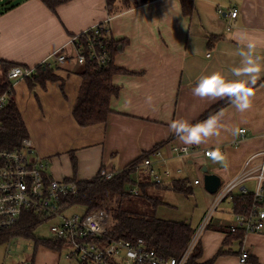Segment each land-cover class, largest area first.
<instances>
[{"label":"crops","instance_id":"1","mask_svg":"<svg viewBox=\"0 0 264 264\" xmlns=\"http://www.w3.org/2000/svg\"><path fill=\"white\" fill-rule=\"evenodd\" d=\"M17 2L0 13V61L36 67L53 53L61 52L67 58L55 66L53 80L8 79L27 137L38 156L47 162V177L81 181L95 177L100 169L121 172L142 154L158 149L162 158L158 171L167 169L171 174L162 178L160 185L150 183L144 192L167 205L163 194L173 191L172 180L186 181L187 194L195 189L202 200L194 222H189L194 232L213 200L203 189L200 168L206 167L224 185L247 160L253 168L262 162L264 0H193L189 15L182 14L179 0H151L113 15H108L105 0H68L56 6L54 12L40 0H16L4 6ZM232 7L238 10L234 19L226 15ZM98 23L106 27L109 38L117 44L110 80L118 91L109 100L110 112L104 122L79 126L72 110L82 81V66L73 60L75 50L70 38ZM248 43L255 45L253 55L259 57L261 67L248 110L238 111L231 101L218 107L227 97L213 100L193 96L198 80L213 72L223 73L228 80L240 79L232 76L231 69L240 65V51L247 50ZM209 117H215L219 135L190 145L200 152L177 156L172 148L184 144L169 124L182 119L194 125ZM240 128L245 130V137L235 145ZM204 149L219 156H205ZM190 171H194L190 173L192 180L187 175ZM138 176L134 177L137 185L145 178ZM197 179L201 182L194 184ZM255 184L256 179L249 178L232 195L238 196L241 187L251 195ZM140 194L139 189L137 196ZM223 201L227 204L216 207L199 234L201 252L197 262L239 264L241 250L245 249V264H264V228L258 233H228L227 226L236 210L232 198ZM62 249L36 244L27 259L32 264H61ZM37 252L46 258L35 261ZM63 258V264H68ZM111 264L125 263L118 256Z\"/></svg>","mask_w":264,"mask_h":264},{"label":"built area","instance_id":"2","mask_svg":"<svg viewBox=\"0 0 264 264\" xmlns=\"http://www.w3.org/2000/svg\"><path fill=\"white\" fill-rule=\"evenodd\" d=\"M237 11V8L232 7L227 14L224 13L234 19ZM217 13L221 14L222 10L217 8ZM106 32L104 25L98 23L70 38L75 50L73 60L76 64L82 66L88 59L95 69L107 68L112 64L113 57L108 50ZM66 59L61 52L53 53L37 66L55 67ZM36 67L12 66L7 70L6 77L9 80L31 78ZM8 94H10V88L0 94V111L7 102ZM245 133L243 128L236 131L235 145L245 137ZM172 150L177 156H187L201 151L184 145L174 147ZM211 152L209 149L202 150L205 156H210ZM161 161L159 150L153 149L140 162L130 166V170L140 178L143 176L148 181L160 185L162 178L169 177L171 174L167 169L158 171ZM249 164L250 160H247L241 171L226 184L221 185L213 194L211 205L192 233L181 255L177 258H165L149 248L141 238L125 240L108 237L106 232L109 218L102 209L91 210L82 216L64 215L63 212L71 207L64 202V199L76 194V183L69 180L57 181L47 177L45 175L47 162L38 156L31 140L24 137L13 148L0 147V231L12 229L20 222L24 210H32L42 215L44 222H54L49 227V233L52 238L59 239L63 243L64 249L69 250L64 255L68 264H111L113 258L118 256H122L125 264H185L189 253L198 242L200 232L207 226L217 205L225 199H231L233 190L249 178L256 179L255 189L251 193V204L246 211L234 214L233 221L227 226V231L233 234L258 233L263 230L264 158L255 168ZM116 173L118 172L100 169L97 175L103 179H110ZM199 182L201 181L198 179L193 181L194 184ZM240 191L247 193L244 187H241ZM128 193L138 195V185L133 184ZM12 238L20 239L21 237H11L4 241L5 255L10 252ZM26 240L29 241L26 250L32 251L33 241ZM14 244L16 248L20 247L19 241ZM129 252L135 254L134 258L129 257ZM247 256L248 252L242 249L238 258L239 264H245ZM16 264H32V262L27 259Z\"/></svg>","mask_w":264,"mask_h":264},{"label":"trees","instance_id":"3","mask_svg":"<svg viewBox=\"0 0 264 264\" xmlns=\"http://www.w3.org/2000/svg\"><path fill=\"white\" fill-rule=\"evenodd\" d=\"M23 1V0H21ZM49 10L55 11V7L68 0H40ZM151 0H105L108 15H113L118 11L139 4H144ZM183 15H189L193 11V0H179ZM20 2L4 6L0 13L8 10ZM105 27V26H104ZM106 28V27H105ZM105 30V29H104ZM105 34V31H104ZM107 36L108 33L106 32ZM81 39V37H80ZM116 42L108 36V50L113 57L116 50ZM13 65L0 61L2 71V81L0 83V94L4 93L9 81L6 72ZM55 67L42 68L37 66L31 78L26 81L53 80ZM112 64L107 68L95 69L88 59L79 71L82 78L72 115L79 126H89L102 123L106 120L109 110V100L116 95L118 88L111 83L113 72ZM7 81H6V80ZM257 84V82H256ZM255 84V85H256ZM4 108L0 111V147L10 149L19 144L22 138L27 137V131L21 119L20 113L12 98L11 92L7 95ZM230 102L229 99L220 103L218 107ZM150 152L142 154L139 158L131 162L126 169L116 173L110 179H103L96 175L91 179L74 181L76 183V194L64 199L68 206H83L86 213L94 209H102L108 214V227L106 235L114 239L134 240L141 238L149 248H152L162 257L177 258L184 251L193 229L187 221L162 219L155 215L157 207L163 201L155 196H148L144 188L150 183L147 179H140L139 189L142 190L137 200L129 198L131 194L126 191V185L134 184L130 166L140 162L148 156ZM145 179V180H144ZM174 192L188 193L186 181L174 179L171 182ZM238 196H231L232 204L236 213L244 212L251 204V195L240 191ZM45 220L42 215L32 210H24L20 222L12 229L0 231V244L11 237H21L33 241L34 247L40 244L45 248L59 250L63 243L56 238H42L33 236L35 228ZM33 247V248H34ZM198 242L189 253L185 264H211V260L198 263L200 256ZM222 251H219L221 253Z\"/></svg>","mask_w":264,"mask_h":264},{"label":"clouds","instance_id":"4","mask_svg":"<svg viewBox=\"0 0 264 264\" xmlns=\"http://www.w3.org/2000/svg\"><path fill=\"white\" fill-rule=\"evenodd\" d=\"M255 45L248 43L247 50H241L240 65L231 69L232 76L240 79L228 80L221 72H213L210 75L199 79L196 86L192 89V94L201 99H217L227 97L235 108L244 112L251 107L252 97L255 96L254 86L261 67L258 63L259 57L253 55ZM247 77V79H244ZM150 101V98H149ZM171 131L184 145H199L206 138L219 135L218 124L215 117H209L202 123L190 125L185 120H175L169 124ZM209 155L216 159L218 152H211ZM129 257L134 258L135 254L128 253Z\"/></svg>","mask_w":264,"mask_h":264},{"label":"rangeland","instance_id":"5","mask_svg":"<svg viewBox=\"0 0 264 264\" xmlns=\"http://www.w3.org/2000/svg\"><path fill=\"white\" fill-rule=\"evenodd\" d=\"M16 0H0V8L4 5H7L8 3L15 2ZM3 76L1 75L0 78V83L2 81ZM190 173H194V171H190L187 173L188 177L190 180H192L193 175ZM201 173V172H200ZM132 180H134L135 174L131 175ZM165 178V177H163ZM166 182V180H165ZM132 185H126V191H128ZM194 189V186H193ZM206 192V191H205ZM208 194V196H213V194ZM129 198H132L134 200H137L138 196L136 195H130ZM163 200L166 202L167 205H159L155 211V215L159 218L163 219H171V220H185L188 223H193L195 220V217L197 216L198 210L201 207V197L196 194L195 189L193 192H189V194H183L179 192H174V191H166L163 194ZM224 202V201H223ZM219 203L217 207L223 206L224 204L227 203ZM223 203V204H222ZM222 204V205H221ZM211 205V203H210ZM209 205V206H210ZM209 208V207H208ZM217 209V208H216ZM215 209V210H216ZM86 213V209L83 206L75 205L71 206L69 209H67L65 212H63L64 215H79L82 216ZM214 213V211H213ZM211 214V217L213 215ZM211 219V218H210ZM54 222H44L38 225L35 230L33 236L35 237H42V238H51V235L49 233V227L51 224ZM17 241L20 242V247L16 248L15 244ZM28 240L24 238H12L11 239V247H10V252L8 255H5V243L0 244V264H16L18 262H21L22 260H25V258H30L31 256V251H27L26 247L28 244ZM69 250L62 249L60 251V256H61V264L66 263L64 261L63 256L68 252ZM46 256L43 254H37L35 255V261H39L40 259H45Z\"/></svg>","mask_w":264,"mask_h":264},{"label":"water","instance_id":"6","mask_svg":"<svg viewBox=\"0 0 264 264\" xmlns=\"http://www.w3.org/2000/svg\"><path fill=\"white\" fill-rule=\"evenodd\" d=\"M200 172L202 174L203 189L209 194H214L221 185L220 178L215 174L208 173L204 166L200 168Z\"/></svg>","mask_w":264,"mask_h":264}]
</instances>
